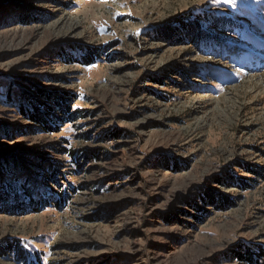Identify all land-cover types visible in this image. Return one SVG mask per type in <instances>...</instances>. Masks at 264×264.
<instances>
[{
  "label": "rangeland",
  "instance_id": "374dc122",
  "mask_svg": "<svg viewBox=\"0 0 264 264\" xmlns=\"http://www.w3.org/2000/svg\"><path fill=\"white\" fill-rule=\"evenodd\" d=\"M15 179L0 264H264V0H0Z\"/></svg>",
  "mask_w": 264,
  "mask_h": 264
},
{
  "label": "trees",
  "instance_id": "16d2710c",
  "mask_svg": "<svg viewBox=\"0 0 264 264\" xmlns=\"http://www.w3.org/2000/svg\"><path fill=\"white\" fill-rule=\"evenodd\" d=\"M94 52V49L90 51H86L85 52V55L83 56V59H84V62H87V63H92L94 60H93V54L91 55V53ZM80 60V59H79ZM82 60V59H81ZM9 103H13L11 100H8ZM57 103V102H56ZM57 106H59V108L63 111V106L59 105V104H56ZM22 108V106H21ZM23 110V109H22ZM44 114H42L38 109L34 108V114H32L30 117H32V119L36 122H39L41 127L40 129L42 130H49L51 129V125H47V120H46V117L42 116ZM77 115V112L75 113H72L70 115L71 118L73 117H76ZM84 148V147H82ZM79 147H76L74 150H68V153H69V156H70V161L71 163L73 164H76L78 167H82L83 165V160L82 158L80 157H76V155L78 154L77 152L79 151ZM75 151V152H73ZM53 169H55V172H53V175H57L58 173V170L60 169L59 166H57V169H56V166H53ZM59 175V174H58ZM16 180V179H15ZM14 180V181H15ZM29 182V180H26V182H23V181H19V180H16L15 181V184H11L9 183L8 181L5 180L4 183L0 184V203L2 204L3 202H6L4 205L5 206H9L10 209L14 210L18 207V205L16 204V202H12V203H7L8 201V197L7 195L5 194V192L3 191V189L1 187H4L6 185L8 186H12L13 188H22L23 192H24V196L28 199V203L32 204V210L33 211H37L39 208H42V209H45L46 207H48L49 205V202L46 200V196H43V197H40L38 200H35L32 198V189L30 187L27 186V183ZM61 187L64 188V186L60 185ZM16 192H15V189L12 190V193L10 195H15ZM13 204V205H12ZM2 207V206H0ZM26 211V210H25ZM14 249V248H13ZM19 248H17L16 246V249L15 251H17ZM5 251V249H4ZM258 253V256L261 255V257L264 255V251H257Z\"/></svg>",
  "mask_w": 264,
  "mask_h": 264
},
{
  "label": "snow or ice",
  "instance_id": "6c2138e0",
  "mask_svg": "<svg viewBox=\"0 0 264 264\" xmlns=\"http://www.w3.org/2000/svg\"><path fill=\"white\" fill-rule=\"evenodd\" d=\"M226 2H228V0H226Z\"/></svg>",
  "mask_w": 264,
  "mask_h": 264
}]
</instances>
